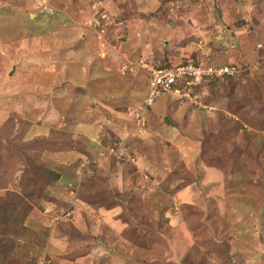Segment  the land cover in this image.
Wrapping results in <instances>:
<instances>
[{
	"label": "rangeland",
	"instance_id": "374dc122",
	"mask_svg": "<svg viewBox=\"0 0 264 264\" xmlns=\"http://www.w3.org/2000/svg\"><path fill=\"white\" fill-rule=\"evenodd\" d=\"M92 43L96 92L123 103L100 111L133 116L140 146L93 141L94 106L43 89ZM188 60L239 70L144 108L139 64ZM3 206L0 264H264V0H0Z\"/></svg>",
	"mask_w": 264,
	"mask_h": 264
},
{
	"label": "crops",
	"instance_id": "0c3cea01",
	"mask_svg": "<svg viewBox=\"0 0 264 264\" xmlns=\"http://www.w3.org/2000/svg\"><path fill=\"white\" fill-rule=\"evenodd\" d=\"M85 40H82V41H85ZM94 42H96V41H94ZM96 50H100L99 46L92 43V45H90L88 47H81L80 49H76V50L75 49H66L64 52L60 51V55L63 56L61 58H64L65 60L61 61L63 64L59 67L58 70L57 69L55 71L53 70V72H52L53 73V79L49 83H47L43 89L45 90L46 93L49 92V90H55L56 95L54 94L52 99L64 101L68 105H73V106L75 105L76 110L78 109V107H82V105H86V104H88L90 106H94V109H92V111H89V113H88V116L90 118L88 119V122L84 123L85 129H83V132H85L86 134L87 133L92 134L91 138H93L92 139L93 141L96 140V142L98 141L100 143H103V139L100 140V138L102 137V133H104V131H107L108 136H110L112 138H117V139L120 137H122V139L125 138V141L129 145H132V147L134 148L138 143L137 136H134V134H133L135 132H133V130H132V132L130 131L134 125V122H135L134 117L127 115V114H125V116H124L121 113L120 109H118V108H114V111H113L116 114H118L117 119L108 117L107 113L102 114L100 111L101 107H104V105L109 108V103L114 102L117 104V102H120V100H119L120 97L118 96V94L114 95L112 93L107 94V95H109L108 97L105 94H104L105 96H101L100 94H98L96 92V90H95L96 86L98 84H100V82L103 80V78H99V75H101V72H100V69L98 66L99 60L97 57V55H99V53L96 54V56H95ZM79 51H80V53L82 52L81 56L79 55L80 60L79 61H73L72 66L74 68L69 67L68 64L71 62L68 60H70L71 57L74 58V56L77 53H79ZM56 52L54 51V52H50V53L55 54ZM54 59H53V61H54ZM67 61L69 63H66ZM83 61L85 63H84V65L81 66ZM107 61H109V60H107ZM132 61L130 62L131 64H132ZM58 62H60V61H58ZM58 62H56V63H58ZM49 63H50V61H49ZM141 63L139 64L140 68H138V69H141V70L143 69V71L147 72V70H145L143 68V66L142 67L140 66ZM76 65H79V67ZM93 68L98 69V72L96 74L93 73ZM130 68L132 69L133 73L137 72V71H133L135 69L134 67L131 66ZM52 73L50 72L49 74H52ZM57 83H59L58 87H57ZM146 84H147V88H148V82ZM42 87L43 86L37 87V89L42 88ZM144 93H145V91L142 93V95ZM143 98H144V96H141V98L138 101L142 100ZM138 101H136V102H138ZM120 103L123 104L122 102H120ZM131 103H134V101H132ZM165 103H166V105L163 104L162 108H169V107H171L172 109L174 108L175 110L174 109H173L174 111L172 110V116L178 117L179 116L178 113H180V111L178 112L176 110H180L181 108H177V106H174V104H175L174 101H171V103H169V102L168 103L165 102ZM137 104H139V103H137ZM131 117H133V120H131ZM168 126L169 125H166V127L164 128L163 131L165 132L166 128H167V132L173 134L172 135L173 139L180 140L179 137L176 136L178 129H176V128L172 129L171 126H169V127ZM78 128H80V126H78ZM127 139H128V141H127ZM133 139H136L137 142L134 143L132 141ZM104 140L106 141V137L104 138ZM143 143L145 144L144 141H143ZM138 144L140 146V143H138ZM139 146H137V147H139ZM147 160L144 163H147L148 162ZM141 166L143 167V165H141ZM173 170H174V167H173ZM173 170L171 172H173ZM214 174H212V176H214ZM216 176L217 175H215L214 177H216Z\"/></svg>",
	"mask_w": 264,
	"mask_h": 264
},
{
	"label": "built area",
	"instance_id": "2783aa9c",
	"mask_svg": "<svg viewBox=\"0 0 264 264\" xmlns=\"http://www.w3.org/2000/svg\"><path fill=\"white\" fill-rule=\"evenodd\" d=\"M143 68L149 74L148 94L144 108L146 104L156 100L160 94L169 92L180 96L183 101L191 100V97L196 101L197 95L195 91L198 88L197 86L201 85L205 79L232 76L239 70L234 66L204 67L191 62V60L162 68L144 64ZM136 118L139 119L140 116ZM123 143L125 146L124 141ZM120 149L122 148L120 147Z\"/></svg>",
	"mask_w": 264,
	"mask_h": 264
},
{
	"label": "trees",
	"instance_id": "16d2710c",
	"mask_svg": "<svg viewBox=\"0 0 264 264\" xmlns=\"http://www.w3.org/2000/svg\"><path fill=\"white\" fill-rule=\"evenodd\" d=\"M168 67H170V66H168ZM227 77H230V76H226V78ZM212 79H220V78H207V79H205V81L204 82H206V81H210V80H212ZM148 81H149V78H148ZM203 82V83H204ZM202 83V84H203ZM125 142V145L127 144V142L126 141H124ZM14 196L15 197H17L18 199H19V197L17 196V195H15L14 194ZM27 196H29V195H27ZM116 197H121L120 196V194H116ZM20 200V199H19ZM19 200L18 201H13V203L15 204L16 202L19 204V205H21V203H22V201H23V198H22V201L20 200V202H19ZM2 209H4V210H2V212H1V214H0V217L1 218H4L5 217V215H7L8 214V212L11 214V212H15V209L13 208V207H11V206H3L2 207ZM1 221H4V219H2ZM4 223H6V222H4ZM20 233L18 234L19 236H22V234H23V232L25 231V228L22 226V224H20ZM18 233V232H17ZM7 250V249H6ZM8 251V250H7Z\"/></svg>",
	"mask_w": 264,
	"mask_h": 264
}]
</instances>
